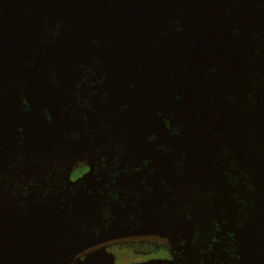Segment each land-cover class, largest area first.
Listing matches in <instances>:
<instances>
[{
    "label": "water",
    "instance_id": "1",
    "mask_svg": "<svg viewBox=\"0 0 264 264\" xmlns=\"http://www.w3.org/2000/svg\"><path fill=\"white\" fill-rule=\"evenodd\" d=\"M149 235L264 264V0H0V264Z\"/></svg>",
    "mask_w": 264,
    "mask_h": 264
},
{
    "label": "flooded vegetation",
    "instance_id": "2",
    "mask_svg": "<svg viewBox=\"0 0 264 264\" xmlns=\"http://www.w3.org/2000/svg\"><path fill=\"white\" fill-rule=\"evenodd\" d=\"M74 160H76V159H74ZM76 162L74 163V161H73L74 166L71 167V176H70V178H71L72 181H77L79 178L83 177L85 174H87L90 171L88 159H84L83 162H81L80 160H76ZM80 166H87V169H86V171L82 175H80L79 177L74 178L75 171ZM55 168L56 169L59 168L58 165H56ZM185 215L186 214L184 213L183 216H182V218L184 217V219H185ZM135 240H138V241L139 240H143V241H156L158 243V245L160 246V248H161V250H159V251H160V253L162 255H160L158 257H150V256H147V257H143V259L142 258H137L132 263H126V264H139V263L149 262V261H152V260H173L175 258L174 257L175 254L177 256L176 248H174V246L170 243V241L168 239L162 238V237L156 236V235H149V236L131 237V238H128V239H122V240H119V241H113V242L104 244L102 246L96 247L93 250H91V251L83 254L81 256V258L84 259L88 254H90L92 252H96L98 250H104V251L107 252V248L108 247H111L113 245L115 246V245L120 244V243H123V242L124 243H126V242L128 243V242L135 241ZM109 255H111L114 258L115 264H118V260H117L116 256L113 253L112 254H109Z\"/></svg>",
    "mask_w": 264,
    "mask_h": 264
},
{
    "label": "rangeland",
    "instance_id": "3",
    "mask_svg": "<svg viewBox=\"0 0 264 264\" xmlns=\"http://www.w3.org/2000/svg\"><path fill=\"white\" fill-rule=\"evenodd\" d=\"M87 169V166H80L76 169L74 178L82 175ZM109 250V251H108ZM161 248L156 241L135 240L126 243H120L107 248V254H114L118 260V264L132 263L137 258L143 257H158Z\"/></svg>",
    "mask_w": 264,
    "mask_h": 264
}]
</instances>
